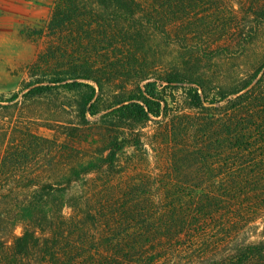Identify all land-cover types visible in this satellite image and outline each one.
Here are the masks:
<instances>
[{"label":"rangeland","instance_id":"1","mask_svg":"<svg viewBox=\"0 0 264 264\" xmlns=\"http://www.w3.org/2000/svg\"><path fill=\"white\" fill-rule=\"evenodd\" d=\"M137 1L143 11L135 10L133 22H141L135 28L122 20L108 25L91 19L90 24L51 31L48 23L57 0H0V95L9 96L23 82L49 80L56 74H90L98 78L104 93L156 82L168 103L165 118L151 117L126 128L100 113L79 124L71 107L77 92L60 88L35 102L0 109V132L5 129L17 136L29 130L57 144L32 147V163L27 165L31 171L21 176L51 185L56 190L52 198L62 202L61 214L67 222L83 216L86 228L70 232L86 234L93 243L73 247L81 252L79 264L231 261L237 248L263 239L264 212L251 222L241 221L237 230L216 234L207 231L210 223L200 224L189 216L194 193L214 181L205 172L193 177L206 170L193 158L183 164L188 178L176 171L183 156L196 154L210 111L192 110L186 86L163 88L162 80L175 73L200 79L215 98L219 90L241 85L264 62V0ZM132 30L140 35L133 44L127 36ZM121 142L124 146L117 149ZM110 149H117L115 157L103 164ZM4 150L0 145V159ZM88 163L94 169L83 172ZM71 168L79 175H73ZM0 178L1 196L10 186L4 184V176ZM0 201L6 217L9 204ZM172 202L188 213L181 217L185 224L169 214ZM22 227L20 223L13 229L2 226L0 258L22 234ZM6 263L0 259V264ZM43 263L36 251L22 261Z\"/></svg>","mask_w":264,"mask_h":264},{"label":"trees","instance_id":"2","mask_svg":"<svg viewBox=\"0 0 264 264\" xmlns=\"http://www.w3.org/2000/svg\"><path fill=\"white\" fill-rule=\"evenodd\" d=\"M139 9L143 11L137 0H57L48 27L55 31L63 25L81 22L90 24L89 20L95 19L98 24L108 25L122 20L129 24V28H135L137 23H141L133 22L135 12ZM133 31L127 35L132 44L137 43L135 36H140ZM33 66L37 67L35 64ZM162 81L166 84L163 88L184 84L188 107L199 112L210 111L206 115L207 121L202 124L201 144L197 146L196 154L185 153L176 171L179 177L185 178V164L193 158L206 166V170L195 172L193 177L205 172L214 181L208 188L199 189L203 191L201 193L195 192L198 190L194 188L196 201L185 203H193L189 216L200 224L210 223L207 231L212 229L215 234L223 230L227 233L237 230L241 221L255 220L264 212V62L241 85L230 90H219L216 98L206 92L202 80L181 73L170 74ZM60 88L77 92L78 97L71 107L79 124H85L88 117L100 113L103 119L108 118L126 128L146 122L151 117L167 116L168 103L162 94L163 89H158L156 82H146L122 92L104 93L98 78L84 73L56 74L49 80L23 82L9 96L0 95V109L35 102ZM61 109L66 110L64 107ZM170 133L175 134V130L172 129ZM0 145L5 146L0 159V177L4 176V184L10 186L0 196V200L9 204L6 217L0 212V230L3 225L11 229L18 223L23 226L22 234L13 239L9 251L1 255L0 259H5L6 264H22L25 258L36 251L40 253L43 264H79V244L90 246L93 243L86 234L81 237L70 232L73 228H86L83 216L79 215L67 222L61 214L62 202L58 203L57 199L52 198L56 190L51 185L21 176L24 171H31L27 165L32 163V147L38 149L57 144L29 130L15 136L2 129ZM123 146L124 142H121L116 148L122 149ZM117 149L108 151L102 160L103 164L111 163ZM93 167L92 163H88V167H83L82 171ZM71 169L73 175H79L78 169ZM16 182L19 186L14 184ZM21 191L23 195L19 194ZM186 196L191 197V194ZM169 206V214L172 213L174 218L185 224L181 217L188 213L182 211L183 206L175 202ZM126 245L132 243L126 242ZM210 264H264V229L262 240L237 248L231 261L214 260Z\"/></svg>","mask_w":264,"mask_h":264}]
</instances>
